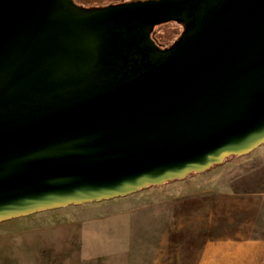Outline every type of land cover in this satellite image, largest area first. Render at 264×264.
<instances>
[{
  "label": "water",
  "instance_id": "obj_1",
  "mask_svg": "<svg viewBox=\"0 0 264 264\" xmlns=\"http://www.w3.org/2000/svg\"><path fill=\"white\" fill-rule=\"evenodd\" d=\"M168 20L186 29L162 50ZM263 143L264 0H0V222Z\"/></svg>",
  "mask_w": 264,
  "mask_h": 264
},
{
  "label": "crops",
  "instance_id": "obj_2",
  "mask_svg": "<svg viewBox=\"0 0 264 264\" xmlns=\"http://www.w3.org/2000/svg\"><path fill=\"white\" fill-rule=\"evenodd\" d=\"M254 156L250 170L242 157L219 164L242 167L222 184L197 182L202 172L141 188L153 201L141 209L148 238L126 242L133 264H264V188L249 180L264 155Z\"/></svg>",
  "mask_w": 264,
  "mask_h": 264
},
{
  "label": "rangeland",
  "instance_id": "obj_3",
  "mask_svg": "<svg viewBox=\"0 0 264 264\" xmlns=\"http://www.w3.org/2000/svg\"><path fill=\"white\" fill-rule=\"evenodd\" d=\"M125 1L132 0H73L80 7ZM255 154L264 155V143L232 159H250L248 163L251 164L261 158L251 159ZM241 168L215 166L204 171L197 182L222 184ZM250 175L251 183L264 188V167ZM151 196L139 189L122 197L68 205L2 221L0 264H133L136 259L134 261L131 253H127L126 242L148 238L139 226L143 223L141 209L153 201ZM128 246L132 248L130 243Z\"/></svg>",
  "mask_w": 264,
  "mask_h": 264
},
{
  "label": "flooded vegetation",
  "instance_id": "obj_4",
  "mask_svg": "<svg viewBox=\"0 0 264 264\" xmlns=\"http://www.w3.org/2000/svg\"><path fill=\"white\" fill-rule=\"evenodd\" d=\"M71 1L73 2V0ZM125 2H128V1H125ZM111 4H115V3H111ZM105 5H108V4H101V5L92 4V5H85L83 7L93 8V7H99V6H105ZM185 29L186 27L182 21L168 20V21L152 26L149 32H150V37L155 42L156 46L159 49L163 50V49H168L172 47L174 44H176L180 40L182 34L185 32Z\"/></svg>",
  "mask_w": 264,
  "mask_h": 264
},
{
  "label": "trees",
  "instance_id": "obj_5",
  "mask_svg": "<svg viewBox=\"0 0 264 264\" xmlns=\"http://www.w3.org/2000/svg\"><path fill=\"white\" fill-rule=\"evenodd\" d=\"M238 156H239V155L226 154V155L223 156V162H225L226 160L232 159V158H236V157H238ZM223 162H222V163H223ZM219 164H221V163L211 162V164H210L207 168L202 169V170H197V169H195V168H192V169H190V170L187 172V174H186L185 177H188V176H191V175H194V174L202 173V172H204V171H206V170H208V169H210V168H213V167H215V166H218ZM255 166H256V163H255V164H250V165H248V166H246V167H243V169H244V170H250V169L254 168ZM185 177H184V178H185ZM178 179H182V178H178V177L166 178V179H165L164 181H162V183H160V184H164V183H166V182L173 181V180H178ZM156 185H159V183H158V184H157V183H150V184H148V186H156Z\"/></svg>",
  "mask_w": 264,
  "mask_h": 264
}]
</instances>
